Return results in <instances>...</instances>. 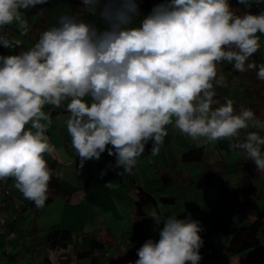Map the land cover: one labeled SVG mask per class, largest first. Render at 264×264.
<instances>
[{"label": "clouds", "instance_id": "obj_1", "mask_svg": "<svg viewBox=\"0 0 264 264\" xmlns=\"http://www.w3.org/2000/svg\"><path fill=\"white\" fill-rule=\"evenodd\" d=\"M237 2L250 8L264 0ZM45 3L0 0V46L20 47L6 28L15 24L27 35L24 10ZM81 4L94 21L63 13L33 47L0 55V181L13 178L37 209L45 206L53 177L61 175L45 159L54 151L46 135L52 124L48 105L66 107L81 168L107 151L123 169L120 175L132 171L149 141L151 154H159L169 124L197 143L238 138L250 126L264 130L253 110L237 112L230 99L213 108L214 85H225L217 72L221 62L238 72L256 70L264 81V63L250 60L261 47L264 11L238 15L228 0H164L135 27L139 0ZM236 147L264 173V136L249 131ZM158 208L148 215L164 224L159 240H146L135 264H199L200 222L190 214L163 218L164 206Z\"/></svg>", "mask_w": 264, "mask_h": 264}, {"label": "crops", "instance_id": "obj_2", "mask_svg": "<svg viewBox=\"0 0 264 264\" xmlns=\"http://www.w3.org/2000/svg\"><path fill=\"white\" fill-rule=\"evenodd\" d=\"M82 8L81 0H47L45 4L24 10V15L30 28L36 16L41 13V10L45 13L46 19L51 26L56 23L57 17L63 13H69L88 21H94V18L87 15ZM141 13H144V17L147 15L146 10L140 7ZM139 17L140 15L136 20ZM11 28L19 31L15 24L8 26L6 29ZM14 33V35L7 34L9 40L14 38L20 39L18 32L14 31ZM21 41L27 49L32 47L27 42ZM85 99L89 98L86 97ZM45 111H50L51 113L52 124L48 128L46 135L49 137L50 144L54 146V151L50 155L45 154V159L55 162V172L61 174L58 177L59 182L70 190L71 196L67 202L60 197H55L59 198L61 200L60 204L63 205L62 215L59 220L51 222L48 228H41L36 222L35 224L41 233L50 228L65 229L74 233H85L88 235V245L91 240H94V236L96 235L101 240L109 239L119 243L122 235L128 233L129 241L121 246L120 250L116 253H120L122 250H125V252H137L146 240H159V230L163 228L164 224L161 222L157 225L148 213L154 209L159 213L160 209L158 205H163V218L176 215L178 219H184L190 214L192 219L200 222L203 230L199 234L203 238L204 243L200 249L202 260L199 264H236V258L238 259V264H264V230L259 233L258 246L236 255H229L227 253V245L229 243L227 235L209 234L208 232L209 221L212 218L229 217L231 223L237 222L236 216L229 214L227 199L221 195L219 187L223 180H229L234 185L232 181L235 183L239 176L234 177V179L232 178V180L227 175H223L221 178L214 179V184L205 189L169 187L164 190L162 188L161 177L163 175L173 176L182 174L194 178L201 172L202 163H183L181 161V155L192 148L204 147L206 163H213L222 159L229 167L227 152L220 148L219 143H215L216 146L213 149V153L208 155L205 148L206 145L203 142L197 143L191 141L190 138L176 129L174 124H169L165 126L168 135L164 138L155 161H152L150 151L138 158L136 165L130 173L120 175L123 169L116 167L115 156L109 155V167L94 162V159L87 160L83 166L84 171L81 173L78 170L80 157L72 147L71 137L67 132L66 120L69 113L66 111V107L62 105L60 108H52V106L48 105L45 107ZM244 133L245 131L242 130L239 137H244ZM221 140L223 139H220L219 142ZM228 140L230 141L229 145L237 142L236 140L232 141V139ZM147 145L152 148L151 141ZM176 147H178V153H180L177 157L173 156V149ZM105 152L108 153L107 151ZM240 154L242 155L241 163L243 164L246 159L241 151ZM242 164L234 168L240 167ZM156 165L160 166L157 167ZM63 166L75 167V174L70 176L66 173ZM250 172L253 184L257 189V194L251 199V206L247 217L248 222H253L257 214L264 209V195H262L264 194V187H257L258 183L264 184V173L258 172L254 163ZM63 177L65 178V182L63 181ZM109 182L112 184L111 188L105 186ZM138 188H142L152 194L157 202L156 204L146 205L144 207L145 214L141 216L136 213L135 207ZM259 195L261 197H258ZM13 197L18 198L15 195ZM163 197H173L174 201L172 203L162 202L160 199ZM19 199H23V195ZM255 199L258 202L256 204L254 203ZM12 211L19 212L20 210ZM0 239L3 245L5 240L3 237H0ZM13 240L15 241L16 239ZM10 241L12 240H8V243ZM66 253L67 251H59L49 254V252L43 250L40 254L43 257L42 260L48 259L50 263H43L41 261L38 264H55V261L60 264L57 256L65 255ZM68 258L70 262L67 264H77V261L70 254ZM123 258L117 259L116 256L114 257L118 264H127L122 261Z\"/></svg>", "mask_w": 264, "mask_h": 264}, {"label": "trees", "instance_id": "obj_3", "mask_svg": "<svg viewBox=\"0 0 264 264\" xmlns=\"http://www.w3.org/2000/svg\"><path fill=\"white\" fill-rule=\"evenodd\" d=\"M164 2V0H139V6L146 10L147 14L151 12L154 6L159 3ZM235 8L238 15H243L246 12L251 14H259L262 10L246 8L244 5L239 4L237 0H228ZM144 18V13L140 14L138 21ZM51 25L46 19V15L43 12L38 14L34 20L32 27L25 36L20 35V31L11 28L18 32V36L21 40L27 42L32 47L37 42L41 32L46 30ZM6 35L10 34L8 30H5ZM8 38V37H7ZM28 50L26 46L21 41V46L12 48H4L0 46V55H16L21 51ZM251 61H255L257 65L264 63V56H262L258 51L251 58ZM222 71L228 75L230 79L235 78L239 80L240 86L245 89L247 103H244V98L239 97L234 102V108L237 112L243 108H249L254 111L257 118L264 121V84H262L256 75V70L252 76H248L243 72H238L234 69L233 64H226L222 66ZM245 87V88H244ZM229 86L223 87L217 91L218 94L215 95L214 100L216 103L213 104V108L219 107L224 104L227 99V94L229 91ZM259 134L264 136V130H260ZM108 147H111L109 145ZM151 151V147L146 145L145 155ZM109 155L104 152L101 154L99 160L94 159V162L102 164L104 166H110L108 162ZM181 161L183 163H202L201 172L194 178L184 176L182 174L177 175H163L161 177L162 188L165 190L169 187L175 188H187L193 187L195 189H205L214 184V179L221 178L225 174H234L239 176L232 185L229 180H223L220 184V192L223 197L227 199L228 211L231 216H236L237 222L231 223L229 217H216L209 221L208 232L209 234H225L229 237V243L227 245V253L229 255L240 254L246 250L254 248L259 245V233L264 230V209H262L256 216L253 222H248V213L251 206V199L257 194V189L252 181V174L250 172L253 165V161L245 160L242 166L236 167L231 171H228V165L222 159L213 162H205V150L203 146L192 148L187 150L181 155ZM49 166L55 170V162L47 161ZM15 180L13 178H8L6 181H0V185L3 183L8 184L9 182ZM71 196L70 190L60 184L57 177H53L49 185L48 200L45 205L50 204L55 197L62 198L65 202L69 200ZM24 206L20 211H14L16 217L18 214L24 212L25 210L33 213L37 216L38 210L34 203L23 197ZM165 203H172L174 198L163 197L160 199ZM156 199L149 192L138 188L136 192V213L141 216L144 215V207L148 204H156ZM8 211V208H0V212ZM35 221L32 220L26 229V242L23 244L22 251L24 254H28L32 257H38L43 250L49 253L55 252H66L67 248L70 246V251L65 254L66 259H63V264L70 262L68 255L71 254L76 261L85 260V264H118L113 256H110L106 251L107 248L114 249L118 252L127 241H129L128 233H124L121 237L119 243L111 240H101L98 235L94 236V245L90 247L87 244V235L85 233H74L65 229L50 228L41 233L37 228ZM18 251L8 262L20 261L23 255ZM101 258L102 262H101ZM138 259L136 251H127L124 255L123 262L127 264L134 263ZM43 263L47 262L48 259L42 260ZM261 264V263H252Z\"/></svg>", "mask_w": 264, "mask_h": 264}, {"label": "rangeland", "instance_id": "obj_4", "mask_svg": "<svg viewBox=\"0 0 264 264\" xmlns=\"http://www.w3.org/2000/svg\"><path fill=\"white\" fill-rule=\"evenodd\" d=\"M229 4L231 5L232 9L234 11H236V8L230 2H229ZM250 8L260 9V10L264 11V2L259 3V4H253ZM133 26H135V27L140 26V21L135 19ZM8 32L12 35L15 34L14 30H11V29H8ZM260 45H261V47L258 50V52L262 56H264V35L260 36ZM9 50H12V49H9ZM226 64H229V63L224 61V62H221L220 64L217 65L218 76L219 75L224 76L225 85L224 86L214 85L216 94H218L217 91L219 89L226 87V86H229L230 90L228 91L227 99H230L234 102L239 97H243V98L245 97L244 103H247L246 93L244 92L245 89H242L243 86L242 87L240 86L239 80H236L235 78L230 79L228 77V75L222 71V66H224ZM243 73H245L248 76H252V74H254V70H249V71H246ZM259 81L262 84H264V81H262V80H259ZM243 131H245V133L243 134V136H245L246 133L249 131L259 132L260 129H255V128H252L250 126L248 129L243 130ZM243 139H244V137H242V136L238 137V138H233L232 141L236 140L237 142L232 143L231 145H229L230 141L228 139H223L220 142L218 140V141H215L212 143H207V142H203V143L206 145L205 148H206V152L208 153V155L213 153V149L216 146L215 143L216 142L219 143L220 148H222L223 150H226V152H227V160L229 162V167H228L229 170L228 171H231L234 169L235 166L242 164L241 163L242 162V155L240 154V150L236 147V144L238 142H242ZM178 150H179L178 147L173 149V152H174L173 156H176V157L179 156L180 153H178ZM156 156L157 155H155V156L151 155L152 161L156 160ZM179 165H181V164L179 163ZM156 166L159 167L160 165H156ZM63 168L65 169L66 173H68L70 176H72L76 172L75 167H73V166H63ZM78 170L81 173L84 171L83 167L81 168L80 166H78ZM225 175H227L231 179L232 178L234 179V177H237V175L230 174V173L225 174ZM227 176H225V177H227ZM63 181L65 182L64 177H63ZM232 183L235 184L234 181H232ZM8 186H9L10 192H12L13 195L17 196L18 198H20V196H22L21 192L15 188V182L14 181L9 182ZM259 186L264 187V184L261 185L258 183L257 187H259ZM1 189H2V185H0V191H1ZM260 195L258 197H261ZM262 195H264V194H262ZM60 201L61 200L59 198L58 199L55 198L53 202H51L48 205H45L43 208H40L38 210V214H37L38 218L37 219H36L37 216H34L33 213H31L27 210L18 214L17 218H16V215L14 214V211H12V210H9L8 212H5V211L0 212V218L3 219L4 221H6L7 226H10L12 232L15 235L14 239H16L15 241L12 240L9 243H8V241L5 243V241H4L5 239L3 237V239H4L3 245H2V243H1L2 241L0 239V241H1L0 242V264H38L42 261L43 257L41 255H39L38 257H32L28 254H24V251H22L23 244L26 242V238H25L26 229L32 220L35 221L34 223L37 222L41 228H48L49 225L51 224V222L59 220V218L62 215V210H63V205L60 204L61 203ZM254 201H255L254 202L255 204L258 203V202H256L257 201L256 199ZM259 201H261V200H259ZM6 244L11 248L10 253L6 252ZM89 245H90V247H93L94 240L93 241L91 240ZM122 249H123V247H122ZM18 251H20L22 254H24L23 258L20 259V261H18V262L12 260L9 263L8 261ZM69 251H70V246L67 248V252H69ZM106 251L108 252V254L110 256H113V257L116 256L117 259H121L122 257H124V255L126 253L125 250H122L120 253H116V251L114 249H111V248H107ZM57 257L59 258L60 264H63L62 263L63 258L65 257L64 259H66L67 256L59 255ZM100 259L102 262L103 258L100 257ZM85 263H86L85 260L77 261V264H85ZM55 264H59V263H57V261H55Z\"/></svg>", "mask_w": 264, "mask_h": 264}, {"label": "built area", "instance_id": "obj_5", "mask_svg": "<svg viewBox=\"0 0 264 264\" xmlns=\"http://www.w3.org/2000/svg\"><path fill=\"white\" fill-rule=\"evenodd\" d=\"M8 37V36H7ZM24 206L22 199L13 197L10 192L9 186L4 184L0 191V208L10 209V210H20ZM0 237H4L5 242L8 240H13L15 238L10 226H7L6 221L0 218ZM11 248L6 244V251L10 252ZM135 264V263H131ZM190 264V262H189Z\"/></svg>", "mask_w": 264, "mask_h": 264}]
</instances>
